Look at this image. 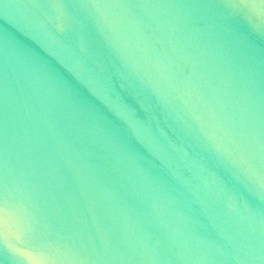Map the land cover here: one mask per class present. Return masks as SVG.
Returning <instances> with one entry per match:
<instances>
[{
	"label": "water",
	"instance_id": "95a60500",
	"mask_svg": "<svg viewBox=\"0 0 264 264\" xmlns=\"http://www.w3.org/2000/svg\"><path fill=\"white\" fill-rule=\"evenodd\" d=\"M0 264H264V0H0Z\"/></svg>",
	"mask_w": 264,
	"mask_h": 264
}]
</instances>
